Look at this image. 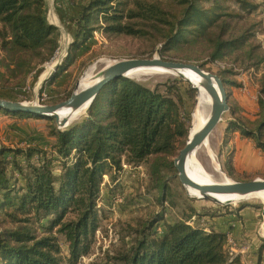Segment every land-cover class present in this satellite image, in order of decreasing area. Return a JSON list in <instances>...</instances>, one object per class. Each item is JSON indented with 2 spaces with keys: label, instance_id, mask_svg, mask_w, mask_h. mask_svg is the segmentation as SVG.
I'll list each match as a JSON object with an SVG mask.
<instances>
[{
  "label": "trees",
  "instance_id": "trees-1",
  "mask_svg": "<svg viewBox=\"0 0 264 264\" xmlns=\"http://www.w3.org/2000/svg\"><path fill=\"white\" fill-rule=\"evenodd\" d=\"M59 1L75 10L66 18L75 35L66 59L44 82L41 96L56 95L53 86L98 31L134 37L160 31L159 41L166 49L205 37L213 46L212 61L242 50L254 37L247 31L228 36L236 18L257 9L248 0H168L177 6L174 13L138 0L126 18V10L119 8L122 0ZM228 3H235L239 11L230 10ZM57 33L58 28L47 21L45 0H0V92L13 91L10 78L24 82L38 66L54 58L57 50L53 37ZM260 48L249 45L248 58ZM263 61L264 57L257 56L255 65ZM219 77L229 96L231 115L223 146L239 132L264 154V73L255 120L243 117L241 108L231 102L229 88L239 84ZM181 82L175 79L151 89L127 78L114 80L102 88L85 119L65 131L49 128L48 136L55 139L50 147L0 146V264H78L90 254L106 216L99 207L102 200H109L102 196L104 177L115 182L124 165L141 166L152 158L150 173L158 180L162 211L114 260L120 264H244L241 256L228 248L227 234L192 220L215 213H201L191 206L184 218L165 219L169 187L160 182V176L164 168L176 169L169 158L178 157L190 134L182 114ZM189 92L196 93L192 89ZM0 113L20 120H51L29 113ZM228 157L227 173L233 176V154ZM59 236L68 246L66 256ZM263 249L264 242L260 252Z\"/></svg>",
  "mask_w": 264,
  "mask_h": 264
},
{
  "label": "rangeland",
  "instance_id": "rangeland-1",
  "mask_svg": "<svg viewBox=\"0 0 264 264\" xmlns=\"http://www.w3.org/2000/svg\"><path fill=\"white\" fill-rule=\"evenodd\" d=\"M45 1L47 21L58 28V33L53 37V44L57 50L56 56L59 52L60 56L62 54L68 55L75 35V29L70 23H67L66 18L71 17L75 10L69 4L62 3L61 1ZM136 1L138 0L121 1L119 8L122 11L124 9L126 10L124 12L125 18L127 11L135 8ZM139 1L157 4L169 13H174L178 10L177 6L168 0ZM248 1L256 5L257 9L251 13L244 12L242 13V18H236L235 22L230 26L232 31H229L228 36L236 37L247 31L248 33L254 34V37L242 50L230 54L223 60H211L210 55L212 54L213 46L205 37L192 40L189 44L177 45L171 49H166L165 43L159 41L161 36L160 31L152 30V34L146 37L108 35L102 31H98L94 34V38L79 52L74 65L53 86L52 89L56 91V95L53 94L51 97H48L47 95L41 96L40 94L43 86H41V82L51 73L50 67L54 66L53 63L55 60L51 66L49 65L47 67V63L38 66L36 71L30 74L24 82L22 80L20 81V78L13 80L10 78L12 84L9 86L14 88L13 91L9 90L11 93L7 90L1 91L0 97L6 98L5 100L11 99L14 102L56 105L66 101L70 94L77 92V84L79 83L80 86L81 81L93 66L98 67L95 73L96 76L101 69L107 66V64L105 65V61H110V64H112L114 61L152 59L158 57L164 61L195 64L207 72L227 79L230 78L234 81L242 77H245V79L248 78L249 84H252L253 89L257 93L258 100L261 85L260 80L264 73V61L257 66L255 64L257 63V56L264 57V0ZM226 6L230 10L239 11L235 3H228ZM54 17L57 18V22L53 19ZM251 44L261 47L258 51L256 50L252 59L248 58L247 53L249 45ZM66 57H62L63 59L59 57L57 64L60 63L61 59L63 63ZM175 79L182 81L180 85L184 98L182 114L186 118L189 133L191 134L194 117L198 109L199 95L189 82L170 74L150 75L139 80H133L154 89L158 85L168 84ZM190 89L195 90L196 93L189 92ZM229 92L231 94L230 88ZM231 102L236 106L233 101ZM87 115L88 111L86 115L72 122L66 129L71 127L72 124L82 121ZM230 116V112L224 114L223 120L209 138V145L215 161L220 165L221 172L224 175L226 174L225 176L230 181L247 182L257 178L264 179V173L245 174L244 176L240 173L229 176L227 173L230 158L225 153L223 140L225 129L231 119ZM1 118L2 130L0 132V146L16 148L38 146L48 148L55 141L54 138L48 136L50 127L56 126L58 128L55 119L37 122L34 120H13L9 117L4 118L3 115H1ZM181 147L182 145L179 144L178 149ZM176 158L177 156L171 157L169 161L174 162ZM152 162L153 158L141 166L124 165L123 170L116 174L117 180L115 182H112L107 176L104 177L102 196L108 197L109 200L107 202L102 200L99 203V207L104 209L106 216L102 219L101 226L96 232L90 254L83 257L78 264H120L114 260L117 255L129 249L139 237V231H143L145 225L154 219L157 213L162 211L158 201L162 193L156 189L158 180L150 173V165ZM198 162L209 175L217 176L213 169V159L208 149L202 148L198 152ZM160 180V182H165L167 187H169L165 194L168 200V204H165V207L168 209L165 219L168 221H177L184 218V216L189 214L191 206H194L201 213L205 210L211 215L217 211L246 206L264 211V203L252 199L240 203L221 205L210 200L192 198L188 195L189 190L187 193L181 184L178 171L175 168H164ZM192 220L196 221V224H204L202 219L194 217ZM262 223H264V218H262ZM59 239L62 254L66 256L68 254V246L62 236H59Z\"/></svg>",
  "mask_w": 264,
  "mask_h": 264
},
{
  "label": "water",
  "instance_id": "water-1",
  "mask_svg": "<svg viewBox=\"0 0 264 264\" xmlns=\"http://www.w3.org/2000/svg\"><path fill=\"white\" fill-rule=\"evenodd\" d=\"M54 25V24H51ZM55 26V25H54ZM67 55H65L66 57ZM56 65L54 72L57 67ZM140 68H160L169 72L172 76L179 77L189 82L193 89L197 92L199 88L186 77L185 72L194 73L202 81L203 88L208 92L212 99L213 109L206 123L192 136H189L186 146L180 151L178 157L174 160V165L178 171V177L188 193V189L198 192L197 196L188 195L192 198L210 200L221 205H227L228 202L222 203L215 199L218 196L225 198L243 197L250 194L264 191V179L257 178L247 182L224 181L216 184H200L192 180L187 173L188 158L206 141L223 120L225 113L230 111L229 96L226 87L218 75L205 71L202 67L182 62L164 61L158 57L152 59H128L114 61L112 64L105 66L97 74V82L89 88L79 91V83L77 84V92L61 103L56 105H41L38 103L14 102L0 99V111L7 113H29L39 115L48 119H55L58 129L65 131L71 124L70 118L60 119L63 110H68L69 116L74 115L78 110L86 107L89 109L102 88L120 78L133 80L128 76L133 70ZM52 73L41 82V86L51 77ZM226 175V174H225Z\"/></svg>",
  "mask_w": 264,
  "mask_h": 264
},
{
  "label": "crops",
  "instance_id": "crops-1",
  "mask_svg": "<svg viewBox=\"0 0 264 264\" xmlns=\"http://www.w3.org/2000/svg\"><path fill=\"white\" fill-rule=\"evenodd\" d=\"M236 80L239 86L230 88L231 101L241 108L243 117L255 120L258 114L257 93L252 84H249L248 78L242 77ZM1 115L4 118L17 120L1 113L0 121ZM1 130L0 123V132ZM223 147L226 155L233 154V167L236 173L241 175L264 173V154L255 148L251 140L243 138L239 132L235 133L232 141ZM261 217L264 218V211L246 206L217 211L215 215L204 216L202 220L208 229L227 234L228 248L236 255H240L244 264H264V249L260 252L264 242V223Z\"/></svg>",
  "mask_w": 264,
  "mask_h": 264
},
{
  "label": "bare ground",
  "instance_id": "bare-ground-1",
  "mask_svg": "<svg viewBox=\"0 0 264 264\" xmlns=\"http://www.w3.org/2000/svg\"><path fill=\"white\" fill-rule=\"evenodd\" d=\"M53 19L57 22L56 17H54ZM59 54H60V52L57 54L56 58L51 63L47 64V67L49 65L51 66V64L56 60L53 63L54 66L50 67L51 73L55 69L56 65H58L57 63L59 61V57L60 58L65 57V54L64 55L62 54L61 56ZM62 59H61V61H62ZM106 64L109 65L110 61H105V65ZM97 68H96V66H93L89 69V71L87 72V74L85 75V77L83 78V80L80 83L79 91L85 90L97 82V78H96L97 76H95ZM185 73H186L185 74L186 77L188 79H190L193 82V84L199 88V91H198V95H199L198 96V109H197V113L194 117L193 126H192V130H191V134H190V136H192L208 120L210 113L213 109V106H212L213 104H212V99H211L210 95L202 86L203 80H200V78H198L192 72H185ZM169 74H170L169 72L163 71L160 68H140V69L133 70L131 73L128 74V76L131 77L132 79L139 80L145 76L169 75ZM47 77H48V75L45 78H47ZM87 111H88V108L86 106V107H83L82 109L78 110L74 115L69 116L68 110H63L60 114V119H64V118L68 117V119L70 118V121L72 123V122H75V121L79 120L80 118H82L83 115H86ZM202 148H206L210 151V154H211L212 159H213V169H214L215 173L217 174V176L209 175L206 172V170L198 162V152ZM186 169H187V173L190 176V178L192 180L196 181L197 183H200V184H204V185L216 184V183L224 182L226 180L230 182V180L221 172L220 165H218V163L215 161V157H214V155L211 151L210 145H209V140L206 141L203 145H201L188 158ZM188 190H189L190 195H192V196L198 195L197 191L192 190V189H188ZM215 199L219 200L222 203L228 202L229 204L244 202L248 199L249 200L250 199L257 200L261 203H264V191L254 193V194H250V195L243 196V197L225 198L223 196H218Z\"/></svg>",
  "mask_w": 264,
  "mask_h": 264
},
{
  "label": "built area",
  "instance_id": "built-area-1",
  "mask_svg": "<svg viewBox=\"0 0 264 264\" xmlns=\"http://www.w3.org/2000/svg\"><path fill=\"white\" fill-rule=\"evenodd\" d=\"M55 56H56V54H55ZM55 56H54V58H55ZM54 58L50 61V62H52L53 60H54ZM61 64H62V61L60 62ZM47 64H49V63H47ZM60 66V65H59Z\"/></svg>",
  "mask_w": 264,
  "mask_h": 264
}]
</instances>
